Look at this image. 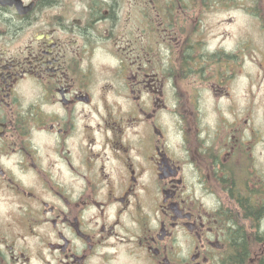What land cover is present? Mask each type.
<instances>
[{
    "label": "clouds",
    "instance_id": "obj_1",
    "mask_svg": "<svg viewBox=\"0 0 264 264\" xmlns=\"http://www.w3.org/2000/svg\"><path fill=\"white\" fill-rule=\"evenodd\" d=\"M0 264H264V0H0Z\"/></svg>",
    "mask_w": 264,
    "mask_h": 264
}]
</instances>
